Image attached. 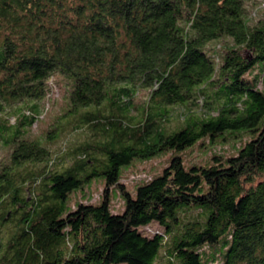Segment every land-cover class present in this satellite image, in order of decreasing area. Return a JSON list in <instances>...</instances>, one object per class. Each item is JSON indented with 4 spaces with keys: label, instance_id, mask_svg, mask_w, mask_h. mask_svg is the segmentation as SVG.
Masks as SVG:
<instances>
[{
    "label": "trees",
    "instance_id": "16d2710c",
    "mask_svg": "<svg viewBox=\"0 0 264 264\" xmlns=\"http://www.w3.org/2000/svg\"><path fill=\"white\" fill-rule=\"evenodd\" d=\"M247 1L0 0V264H264V15ZM55 73L50 132L79 131L67 164L29 134ZM228 139L209 163L178 154ZM167 151L123 186L122 167ZM94 178L99 201L68 205Z\"/></svg>",
    "mask_w": 264,
    "mask_h": 264
},
{
    "label": "rangeland",
    "instance_id": "374dc122",
    "mask_svg": "<svg viewBox=\"0 0 264 264\" xmlns=\"http://www.w3.org/2000/svg\"><path fill=\"white\" fill-rule=\"evenodd\" d=\"M245 4L247 7V12L248 14H250L253 20H256L257 18L264 15V0H250ZM65 88V81L60 77L59 74L55 73L48 80V91L46 95L41 100H38L36 102L40 114L29 127L30 136L38 137L41 139L43 138L42 140L46 144L49 141L48 145L52 146L51 150H53L55 153L53 157L54 161L61 159V162L64 161L63 164H67L69 162L67 155H65V158L62 160V156L64 155V148L68 147L65 145V143L67 141H72L79 136V131H66L65 134L58 133V130L57 132H50L54 117L58 113H60L62 109H64L62 106L64 104ZM135 112L136 111L134 109H131L129 111V114L133 115ZM9 120L10 122H12L13 117H10ZM49 134H53V138L50 140H48L47 138V135ZM246 138L248 139L247 135ZM236 140L228 139L226 142H204V144H201L202 141H198L193 146L178 152V154L181 155L183 163L186 167L191 164H203L207 162L209 163L213 155L224 156L233 154V148L239 146L240 143V140H238L239 143H233ZM50 141H54V143H50ZM58 152H61L62 155H58ZM8 154V149L0 144V162H7ZM172 154H177V152H163L149 160L133 161L130 165L122 167L120 169L121 183L123 184V186H125L126 189L129 190L130 193H133L134 185L139 182L147 181L153 175L160 173L162 168L167 164L170 155ZM103 191V181L100 178H94L89 184H86L84 187L76 189L75 191L70 193L67 198V203L68 205L73 207L78 202H98L103 194ZM108 191L111 210L113 212L121 210L122 199L118 189L110 188L108 189ZM140 230L147 235L163 232V229L156 223L144 226L140 228Z\"/></svg>",
    "mask_w": 264,
    "mask_h": 264
}]
</instances>
